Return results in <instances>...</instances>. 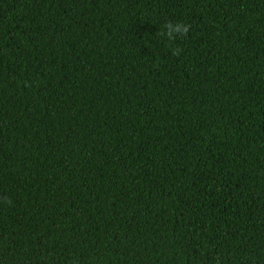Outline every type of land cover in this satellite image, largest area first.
Returning <instances> with one entry per match:
<instances>
[{
  "label": "trees",
  "instance_id": "trees-1",
  "mask_svg": "<svg viewBox=\"0 0 264 264\" xmlns=\"http://www.w3.org/2000/svg\"><path fill=\"white\" fill-rule=\"evenodd\" d=\"M0 264H264V0H0Z\"/></svg>",
  "mask_w": 264,
  "mask_h": 264
},
{
  "label": "clouds",
  "instance_id": "clouds-1",
  "mask_svg": "<svg viewBox=\"0 0 264 264\" xmlns=\"http://www.w3.org/2000/svg\"><path fill=\"white\" fill-rule=\"evenodd\" d=\"M164 28L167 31H162L159 33V35L166 36L169 41H174L177 35L186 37L190 31L191 25L185 24L183 22L173 23L172 21H168L164 25ZM173 33L176 35H173ZM180 51V49H172V54L177 56L180 54Z\"/></svg>",
  "mask_w": 264,
  "mask_h": 264
}]
</instances>
